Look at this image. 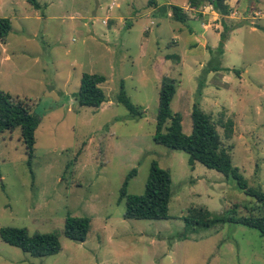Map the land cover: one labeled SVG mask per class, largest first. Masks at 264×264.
Here are the masks:
<instances>
[{
  "label": "rangeland",
  "instance_id": "obj_1",
  "mask_svg": "<svg viewBox=\"0 0 264 264\" xmlns=\"http://www.w3.org/2000/svg\"><path fill=\"white\" fill-rule=\"evenodd\" d=\"M36 2L0 0V17L10 21L0 42V90L40 114L29 165L19 129L0 133V227L52 232L60 249L34 257L0 239V264H264L256 229L223 222L189 232L182 220L192 209L257 215L254 197L230 175L190 165L183 151L152 140L159 88L172 79L170 110L182 132L190 133L195 103L246 186L263 190L264 0H235L216 18L185 5L183 23L170 14L146 20L169 5L153 8L150 0ZM212 65L219 69L208 71ZM83 72L105 78L97 107L75 101ZM120 82L141 116L116 102ZM152 160L169 173L168 217L124 218L120 186L134 168L126 192L140 194ZM66 214L89 218L83 241L63 235Z\"/></svg>",
  "mask_w": 264,
  "mask_h": 264
},
{
  "label": "trees",
  "instance_id": "obj_2",
  "mask_svg": "<svg viewBox=\"0 0 264 264\" xmlns=\"http://www.w3.org/2000/svg\"><path fill=\"white\" fill-rule=\"evenodd\" d=\"M33 7L38 8L36 0H27ZM190 6L196 7L201 3H210L213 10L220 16L229 13L226 0H187ZM170 16L173 20L184 22L186 19L181 7L169 4ZM225 28L227 26L222 23ZM10 30L8 18L0 17V42H3ZM225 30V29H224ZM226 38L225 32L219 34L217 51L222 52V45ZM217 66L207 67V70H218ZM105 80L98 73L83 72L79 78L75 101L79 106L97 107L105 96L99 84ZM175 92L172 79L161 82L157 111L155 115L152 140L154 143L169 149L180 150L187 154V162L193 165L198 162L206 168L213 169L224 176L230 175L246 194L253 196L258 203L260 213L257 215H234V209L212 216L207 209H192L187 215L182 216L184 228L192 232L200 228H207L216 223H240L256 229L264 236V188L263 190L247 187L237 168L231 164L230 155L220 144V138L210 117L195 103L190 110L191 129L189 134L181 130V117L178 113L171 112L170 101ZM116 102L121 103L131 116H141V111L134 106L123 90L122 82L119 83L115 95ZM40 120L36 109L30 108L27 101L13 100L11 95L0 90V133L19 129L20 139L24 146L26 163L29 165L33 153L34 130ZM135 174L132 168L125 176L118 198L124 200V218L137 219H164L167 218V205L170 197V177L166 169L157 165L152 160L149 164L148 174L140 194L126 192L128 179ZM89 228V218L86 216H70L66 214L63 220V235L71 240L83 241ZM0 239L5 243L19 248L21 251L34 257H41L56 253L60 249L57 236L52 232L28 234L23 227H0Z\"/></svg>",
  "mask_w": 264,
  "mask_h": 264
},
{
  "label": "crops",
  "instance_id": "obj_3",
  "mask_svg": "<svg viewBox=\"0 0 264 264\" xmlns=\"http://www.w3.org/2000/svg\"><path fill=\"white\" fill-rule=\"evenodd\" d=\"M233 1L235 2V0H226L225 1V3L226 4H228L229 6H231V4L233 3ZM150 2H151V5H152V7L154 8V7H158V6H160L161 4H174V5H177V6H179V7H181V9H183L184 7H185V5L186 6H190L189 4H188V1L187 0H183V2L182 3H177V2H170V1H166V0H164V1H161V2H157L156 0H150ZM162 6V5H161ZM161 6L160 7H158L157 9H156V12H155V14H154V11L155 10H152V12L153 13H150V12H147L146 13V20L147 19H149L150 18V16H152L153 18H155L154 16L156 15V18L157 19H161V17H166L167 18V16H169V12H170V10H169V7H168V5H165V8H164V10L161 8ZM212 13V15L214 16L213 18H216V16L218 15L214 10L211 12ZM151 20H148V23L150 22ZM147 23V24H148ZM84 25V24H83ZM217 25V24H216ZM128 26H129V23H128ZM143 26H146V24H142V27L141 28H143ZM254 27V26H253ZM89 32V29H87V31L85 32V34L86 33H88Z\"/></svg>",
  "mask_w": 264,
  "mask_h": 264
},
{
  "label": "built area",
  "instance_id": "obj_4",
  "mask_svg": "<svg viewBox=\"0 0 264 264\" xmlns=\"http://www.w3.org/2000/svg\"><path fill=\"white\" fill-rule=\"evenodd\" d=\"M188 8L189 10H198L201 13H206V12L211 13L213 11L212 5L210 3H201L196 7L188 6ZM183 9H185V7ZM259 15H261V12L258 10V11H254L251 17L253 18L254 16H259Z\"/></svg>",
  "mask_w": 264,
  "mask_h": 264
},
{
  "label": "water",
  "instance_id": "obj_5",
  "mask_svg": "<svg viewBox=\"0 0 264 264\" xmlns=\"http://www.w3.org/2000/svg\"><path fill=\"white\" fill-rule=\"evenodd\" d=\"M253 26H254L255 28L262 29V27H260V26H258V25H256V24H253Z\"/></svg>",
  "mask_w": 264,
  "mask_h": 264
}]
</instances>
